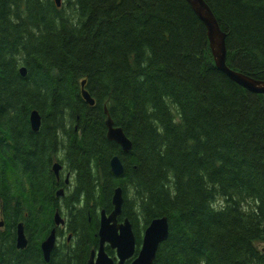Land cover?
Masks as SVG:
<instances>
[{
    "label": "trees",
    "instance_id": "trees-1",
    "mask_svg": "<svg viewBox=\"0 0 264 264\" xmlns=\"http://www.w3.org/2000/svg\"><path fill=\"white\" fill-rule=\"evenodd\" d=\"M204 1L226 65L264 80V0ZM107 116L128 153L107 140ZM56 161L73 177L62 199ZM117 187L136 253L147 225L167 219L153 264H264V94L215 67L186 0H0V264H87Z\"/></svg>",
    "mask_w": 264,
    "mask_h": 264
},
{
    "label": "water",
    "instance_id": "water-1",
    "mask_svg": "<svg viewBox=\"0 0 264 264\" xmlns=\"http://www.w3.org/2000/svg\"><path fill=\"white\" fill-rule=\"evenodd\" d=\"M191 6L195 15L203 23L206 29V37L215 67L227 76L232 82L253 94H264V80H256L249 75L235 71L226 65V34L221 31L219 24L204 0H186ZM57 7L61 6V0H54ZM22 76L25 75V68L19 70ZM82 82L81 95L83 100L94 106V100L84 89ZM105 114L108 115L107 111ZM32 131L37 132L40 128V116L36 111H32L29 117ZM105 126L107 128L106 138L120 146L123 153L131 150V142L124 135L120 128L114 127L112 120L107 116ZM111 172L115 176L123 173V166L120 159L114 156L109 161ZM60 166L55 163L52 167L54 174L58 173ZM57 196L62 195V191L56 192ZM112 211L106 214L100 212L99 225L97 231L98 247L90 252L87 264H153L158 247L168 237V222L165 217L153 219L145 228L139 251L136 253V240L132 231V226L128 219L119 222L122 215L123 197L121 188L117 187L111 198ZM54 224L56 227L63 226L64 220L58 212H55ZM0 223V227H2ZM55 230L52 229L48 237L41 243L40 249L45 262L49 261L50 254L55 246ZM27 239L24 235L23 225L19 223L16 229V247L24 249ZM109 247L115 252V257L107 255L105 248Z\"/></svg>",
    "mask_w": 264,
    "mask_h": 264
},
{
    "label": "flooded vegetation",
    "instance_id": "flooded-vegetation-1",
    "mask_svg": "<svg viewBox=\"0 0 264 264\" xmlns=\"http://www.w3.org/2000/svg\"><path fill=\"white\" fill-rule=\"evenodd\" d=\"M54 163H58L59 166H60L57 174H54V172L52 170V172L54 174V177H55L56 189H57V191H59V190L62 191V195H60V196L56 195V197L62 199V197L66 193H68L70 191V189H72V187H73V177H72V175L69 172H66V169L64 168L62 162H57L56 161Z\"/></svg>",
    "mask_w": 264,
    "mask_h": 264
},
{
    "label": "rangeland",
    "instance_id": "rangeland-1",
    "mask_svg": "<svg viewBox=\"0 0 264 264\" xmlns=\"http://www.w3.org/2000/svg\"><path fill=\"white\" fill-rule=\"evenodd\" d=\"M63 2V0H61Z\"/></svg>",
    "mask_w": 264,
    "mask_h": 264
},
{
    "label": "bare ground",
    "instance_id": "bare-ground-1",
    "mask_svg": "<svg viewBox=\"0 0 264 264\" xmlns=\"http://www.w3.org/2000/svg\"><path fill=\"white\" fill-rule=\"evenodd\" d=\"M18 249V248H17ZM21 250V249H20Z\"/></svg>",
    "mask_w": 264,
    "mask_h": 264
}]
</instances>
